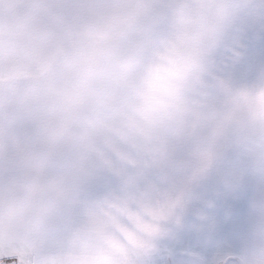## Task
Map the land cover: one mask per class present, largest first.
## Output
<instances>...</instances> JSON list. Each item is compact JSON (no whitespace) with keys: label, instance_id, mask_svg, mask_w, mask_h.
<instances>
[{"label":"crops","instance_id":"crops-1","mask_svg":"<svg viewBox=\"0 0 264 264\" xmlns=\"http://www.w3.org/2000/svg\"><path fill=\"white\" fill-rule=\"evenodd\" d=\"M97 6V80L126 74L129 145L105 152L118 156L99 161L94 196L56 192L51 169L1 181L0 264H194L212 251L252 264L264 254V0ZM94 200L89 240L61 220Z\"/></svg>","mask_w":264,"mask_h":264},{"label":"rangeland","instance_id":"rangeland-1","mask_svg":"<svg viewBox=\"0 0 264 264\" xmlns=\"http://www.w3.org/2000/svg\"><path fill=\"white\" fill-rule=\"evenodd\" d=\"M97 7V0H0V182L37 183L51 169L47 181L56 192L66 185L64 193H70L76 183L94 196L99 161L118 156L105 152L128 147L126 74L108 72L121 69L117 62L108 75L104 71L100 85L97 80ZM100 174L106 182L101 168ZM88 204V213L75 211L61 222L95 240V200ZM176 258L167 256V264ZM192 258L194 264H247L238 252ZM263 258L258 255L252 264H263Z\"/></svg>","mask_w":264,"mask_h":264},{"label":"trees","instance_id":"trees-1","mask_svg":"<svg viewBox=\"0 0 264 264\" xmlns=\"http://www.w3.org/2000/svg\"><path fill=\"white\" fill-rule=\"evenodd\" d=\"M8 262H10L9 260L6 262V264H9ZM240 264H241V262H240Z\"/></svg>","mask_w":264,"mask_h":264}]
</instances>
